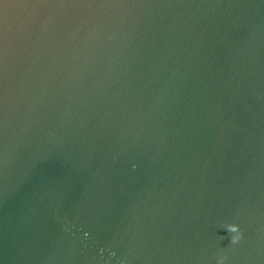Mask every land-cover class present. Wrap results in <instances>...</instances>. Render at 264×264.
I'll return each instance as SVG.
<instances>
[{"label": "water", "instance_id": "1", "mask_svg": "<svg viewBox=\"0 0 264 264\" xmlns=\"http://www.w3.org/2000/svg\"><path fill=\"white\" fill-rule=\"evenodd\" d=\"M220 259L264 264V0H0V264Z\"/></svg>", "mask_w": 264, "mask_h": 264}, {"label": "clouds", "instance_id": "2", "mask_svg": "<svg viewBox=\"0 0 264 264\" xmlns=\"http://www.w3.org/2000/svg\"><path fill=\"white\" fill-rule=\"evenodd\" d=\"M224 230H226V232L230 235L231 244L235 245L242 239V234L238 225H227ZM218 264H224V260L220 259Z\"/></svg>", "mask_w": 264, "mask_h": 264}]
</instances>
